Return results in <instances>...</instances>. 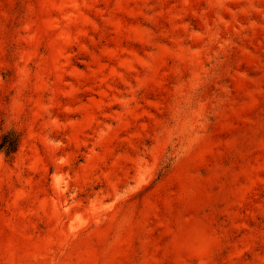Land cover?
Returning a JSON list of instances; mask_svg holds the SVG:
<instances>
[{"label":"rangeland","instance_id":"374dc122","mask_svg":"<svg viewBox=\"0 0 264 264\" xmlns=\"http://www.w3.org/2000/svg\"><path fill=\"white\" fill-rule=\"evenodd\" d=\"M0 264H264V0H0Z\"/></svg>","mask_w":264,"mask_h":264},{"label":"trees","instance_id":"16d2710c","mask_svg":"<svg viewBox=\"0 0 264 264\" xmlns=\"http://www.w3.org/2000/svg\"><path fill=\"white\" fill-rule=\"evenodd\" d=\"M20 143V135L16 131H7L0 137V152L7 158H11L17 152Z\"/></svg>","mask_w":264,"mask_h":264}]
</instances>
